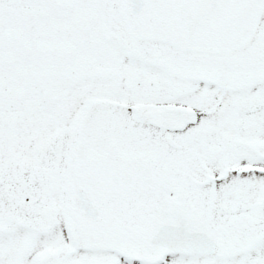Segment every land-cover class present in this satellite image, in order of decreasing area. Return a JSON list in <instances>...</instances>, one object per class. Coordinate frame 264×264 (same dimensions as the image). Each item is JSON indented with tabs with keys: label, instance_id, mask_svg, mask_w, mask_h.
I'll list each match as a JSON object with an SVG mask.
<instances>
[{
	"label": "snow or ice",
	"instance_id": "1",
	"mask_svg": "<svg viewBox=\"0 0 264 264\" xmlns=\"http://www.w3.org/2000/svg\"><path fill=\"white\" fill-rule=\"evenodd\" d=\"M0 264H264V0H0Z\"/></svg>",
	"mask_w": 264,
	"mask_h": 264
}]
</instances>
